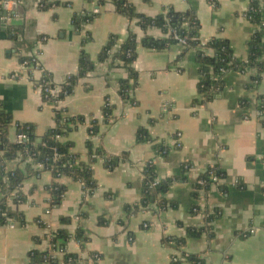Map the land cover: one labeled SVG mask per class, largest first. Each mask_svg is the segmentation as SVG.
I'll return each mask as SVG.
<instances>
[{
	"label": "crops",
	"instance_id": "1",
	"mask_svg": "<svg viewBox=\"0 0 264 264\" xmlns=\"http://www.w3.org/2000/svg\"><path fill=\"white\" fill-rule=\"evenodd\" d=\"M127 1L136 12L151 17L168 7L194 10L204 42L227 39L242 59H247V43L259 28L247 17L251 0ZM2 2L0 102L13 118L10 141L17 139L18 124H32L38 135L56 124L55 104L37 85L42 72L24 66L22 58L35 56L52 81L61 84L78 74L84 49L94 68L57 104L68 116L83 117L66 139L83 161L89 158L88 142L109 156H126L112 169L98 158L93 164L97 187L91 196H85L77 180L61 177L66 191L50 213L52 171L23 159L20 152L9 159L8 170L21 167L28 176L21 187L25 201L12 203L18 216L0 226V264H29L33 249L52 250L41 221L53 232L70 233L65 251L79 255L76 264H90L96 254L98 264H174L173 257L179 264H264V73L250 88L256 68L228 71L224 89L202 102L196 48L182 55L180 43L163 49L140 43L132 65L138 73V84L131 90L134 101L124 100L119 87L128 69L113 57L99 61V53L113 35L119 44L130 31L139 41L144 36L161 39V29L144 30L112 0H9L7 7ZM92 13L97 14L91 22L76 27V16ZM88 34L90 40L82 44ZM108 104L113 110L106 119ZM140 128L146 134L142 141ZM158 146L169 149L162 154ZM149 164L159 180L182 172L186 179L175 181L161 195L165 208L154 204L128 212L125 207L142 196ZM214 166L221 172L219 184L195 189L194 182ZM209 214L214 215L210 220ZM190 229H200L201 235L188 237ZM78 230L84 241L76 237ZM185 254L198 260L186 259ZM55 256L56 264H64V252L58 250Z\"/></svg>",
	"mask_w": 264,
	"mask_h": 264
},
{
	"label": "trees",
	"instance_id": "2",
	"mask_svg": "<svg viewBox=\"0 0 264 264\" xmlns=\"http://www.w3.org/2000/svg\"><path fill=\"white\" fill-rule=\"evenodd\" d=\"M88 1L92 2L93 0ZM112 2L120 13L130 18L138 19L140 26L144 30H147L149 27H157L164 33V37L161 39L144 36L139 41L137 35L133 31H130L128 37L120 44L118 43L117 36L113 35L99 53V61H104L109 57H113L114 61L121 62L122 65L128 69V76L120 80L119 93L122 99L134 101L131 96V90L134 85L138 84V73L132 65L138 55V45L141 43L144 46L163 49L172 44L180 43L179 40L175 38V35L186 39V45H184L182 55L188 49L196 48L197 60L200 65L201 73L198 93L202 98V102L212 100L224 89V76L228 71L237 70L245 72L247 68L254 67L257 69V75L252 78L250 88H254V86L261 81L264 73V26L260 25L264 20V0H251L247 11V17L259 26L247 43V59L236 57L227 39L214 38L210 41H206L204 44V40L201 38L200 33V20L194 10L180 12L172 7H168L159 15L151 17L136 12L134 6L127 0H112ZM96 14L97 13L85 14L82 18L76 16V27L80 28L85 22H91ZM89 40L90 35L88 34L83 38L82 44H85ZM114 48L115 50H113ZM208 49H211L212 53H208ZM31 58V56H28L22 58V60L31 61ZM93 68L94 61L89 54L82 49L78 74L70 76L66 81L60 84L62 90L57 98L53 97V95L48 92H44L45 86L53 87L57 85V83L52 81L50 74L46 72V80H51L52 83L43 84L42 91L44 98L55 104L56 124L42 135L36 133L35 126L32 124H18L17 134H25L27 139L22 143L10 141L9 128L13 122V118L0 102V192L2 193V198L0 199V226L13 221L14 218L18 216L17 211L13 209L12 203H22L26 198L21 191V187L28 176L26 170L21 167L8 170L6 167V162L9 159L17 157L19 152L22 153L23 159L31 158L34 163L41 164L44 168L52 171L54 181L48 188L50 193L48 202L53 203L55 207L60 204L66 191V186L59 181L61 177L69 176L77 180L83 185V189L86 190L89 196H91L97 187V181L94 178L93 164L98 158L104 159L105 165L110 169L116 167L123 157L125 158V154H123V157L109 156L102 148H95L92 142H88L89 158L83 161L78 154L72 152L74 146L73 142L66 139L75 126L79 122H82L83 117L68 116L66 110L58 108V102H56V100H61L69 95L79 78L85 76ZM195 102H197V100H195ZM112 110L113 107L111 105H106L104 108V116L106 119L111 116ZM93 132L95 133V128ZM58 136H60V138H58ZM145 139V131L140 128L138 140L142 141ZM158 147L159 152L162 154H166L169 149L166 146ZM56 153L58 154V158L55 159ZM214 174L220 179L221 172L215 166L203 173L194 182V188L208 189L213 184H219V181H213L212 176ZM185 179L182 172L174 177L159 180L155 172V166L152 164L147 165L144 170L142 196L135 205L126 206V211H139L154 204L159 205L161 208H165L167 204L165 200L161 198V195L166 193L175 181H184ZM196 207L197 206L193 207V211ZM213 217L214 215L212 216L209 214L207 219L210 220ZM69 220V218H62V222L67 223ZM40 224L42 228H46L48 223L41 221ZM52 234L53 236L50 240L52 250L41 251L37 248L33 249L30 252L29 264H56L58 258L55 256V252L58 250L64 251V264H76L79 255L65 251V244L70 237V233L66 229H61ZM187 234L188 237H197L201 235V230L190 229ZM46 237H48L49 240V234L46 235ZM76 237L81 241L85 240L81 230H78ZM36 241L39 243V238L36 237ZM176 243L182 245L184 244V240L176 239ZM184 257L194 261L198 260L195 255L185 254ZM92 261V264H98L95 255H93ZM172 261L174 264H179L180 262L174 259Z\"/></svg>",
	"mask_w": 264,
	"mask_h": 264
},
{
	"label": "built area",
	"instance_id": "3",
	"mask_svg": "<svg viewBox=\"0 0 264 264\" xmlns=\"http://www.w3.org/2000/svg\"><path fill=\"white\" fill-rule=\"evenodd\" d=\"M8 2H9V0H3V2H2V4L4 5V6H8ZM95 12H98V8L97 9H95ZM260 26H264V20L262 21V23H261V25ZM175 38H177L178 40H179V42H180V44H182V45H186V39L185 38H180V37H178V35H175ZM204 44H205V42H204ZM32 58V60L30 61V60H24L23 61V65L24 66H31V67H33L35 70H39V71H41L42 72V76L37 80V85H38V87L41 89V91L43 90L42 88H43V84H50V83H52L51 82V80H46V78H45V75H46V71L40 66V64H39V62H38V60H37V58L35 57V56H31ZM61 90H62V88H61V85L60 84H57V85H55V86H53V87H48V86H45V88H44V92H48V93H50L51 95H53V97H55V98H57V96H58V94L61 92ZM42 94H43V91H42ZM60 100H56V102H59ZM58 138H60V136H58ZM25 140H27L26 139V135L25 134H17V139H16V141L18 142V143H22V142H24ZM179 144H181V142L180 141H178V145ZM56 158H58V154L56 153L55 154V159ZM212 178H213V181L214 182H217V181H219V179H218V177L214 174L213 176H212ZM84 193H85V196L87 197V196H89V194L86 192V190L84 189ZM55 208V205L53 204V203H49L48 202V208H47V212L48 213H50L53 209ZM195 210H197V208H195ZM144 226L145 227H147L148 226V224L147 223H145L144 224ZM51 229V227H50V225H49V223L47 224V226H46V230L48 231V234H49V242H50V240H51V238H52V236H53V231H51L50 230ZM50 245H51V242H50ZM60 251H62V250H60ZM62 252H64V251H62ZM95 258L98 260V258H99V256L96 254L95 255ZM173 259L174 260H178V257H173ZM93 263V261H92V259H90V264H92Z\"/></svg>",
	"mask_w": 264,
	"mask_h": 264
},
{
	"label": "water",
	"instance_id": "4",
	"mask_svg": "<svg viewBox=\"0 0 264 264\" xmlns=\"http://www.w3.org/2000/svg\"><path fill=\"white\" fill-rule=\"evenodd\" d=\"M7 12H5V14H6Z\"/></svg>",
	"mask_w": 264,
	"mask_h": 264
}]
</instances>
